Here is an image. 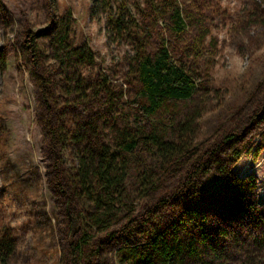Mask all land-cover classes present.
I'll list each match as a JSON object with an SVG mask.
<instances>
[{"label":"trees","instance_id":"1","mask_svg":"<svg viewBox=\"0 0 264 264\" xmlns=\"http://www.w3.org/2000/svg\"><path fill=\"white\" fill-rule=\"evenodd\" d=\"M100 1L115 41L125 38L133 49L128 62L139 90L127 116L111 80L86 85L83 72L95 58L71 40L70 12L51 11L39 32L21 27L15 45L44 108L39 123L55 188L65 198L72 264L94 242L114 249L118 264H264L256 177L231 172L242 155L256 160L264 152L263 85L237 84L224 94L214 88L213 27L194 0H135V11L123 0L117 14ZM215 12L227 35L239 32L237 24L264 26V0H244L235 16ZM209 116L219 122L211 139L202 126ZM68 144L74 163L64 170ZM15 250L14 241L1 238L0 264H10Z\"/></svg>","mask_w":264,"mask_h":264},{"label":"rangeland","instance_id":"2","mask_svg":"<svg viewBox=\"0 0 264 264\" xmlns=\"http://www.w3.org/2000/svg\"><path fill=\"white\" fill-rule=\"evenodd\" d=\"M129 1L135 11V0ZM194 1L203 6V12L210 17L208 24L213 27L215 49H211L208 63L212 64L214 88L220 93H234L237 84L258 83L264 88V26L247 30L237 24L239 32L227 35L223 17L215 12L218 8L235 16L244 0ZM47 2L0 0V50L7 57L6 71L0 75V239L16 243L10 264H72L65 198L55 188L49 145L39 123L44 121V108L38 103L25 57L15 48L21 43V27L39 32L46 28L51 11L57 17L70 12L71 40L74 45L86 44L95 58V67L83 72L86 85H95L103 76L111 80L116 95L121 96L119 108L123 116L128 115L139 90L128 62L133 49L125 38L115 41L106 20L107 5L104 7L100 0H53L50 10ZM108 2L111 12L117 14L123 0ZM91 10L97 13L91 15ZM43 44L44 53L50 56V41L45 39ZM233 102L234 99L230 104ZM76 111L81 119L88 118L82 110ZM211 116L202 124L208 139L219 125ZM63 152V169L67 170L74 163V149L68 144ZM231 172L237 178L255 176L257 201L264 204V152L256 160L242 155ZM81 254L76 264H118L115 250L98 242L83 247Z\"/></svg>","mask_w":264,"mask_h":264}]
</instances>
